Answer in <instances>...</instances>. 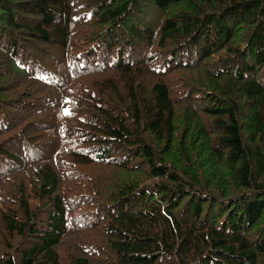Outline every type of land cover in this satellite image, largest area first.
I'll return each instance as SVG.
<instances>
[{
    "label": "trees",
    "instance_id": "1",
    "mask_svg": "<svg viewBox=\"0 0 264 264\" xmlns=\"http://www.w3.org/2000/svg\"><path fill=\"white\" fill-rule=\"evenodd\" d=\"M0 264H264V0H0Z\"/></svg>",
    "mask_w": 264,
    "mask_h": 264
},
{
    "label": "snow or ice",
    "instance_id": "2",
    "mask_svg": "<svg viewBox=\"0 0 264 264\" xmlns=\"http://www.w3.org/2000/svg\"><path fill=\"white\" fill-rule=\"evenodd\" d=\"M67 114V113H66Z\"/></svg>",
    "mask_w": 264,
    "mask_h": 264
}]
</instances>
